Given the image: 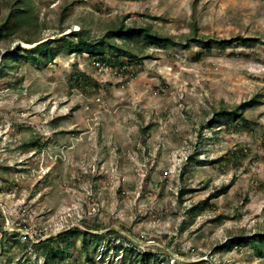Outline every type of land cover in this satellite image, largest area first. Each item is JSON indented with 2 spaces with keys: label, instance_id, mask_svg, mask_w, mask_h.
Instances as JSON below:
<instances>
[{
  "label": "rangeland",
  "instance_id": "obj_1",
  "mask_svg": "<svg viewBox=\"0 0 264 264\" xmlns=\"http://www.w3.org/2000/svg\"><path fill=\"white\" fill-rule=\"evenodd\" d=\"M31 4L37 19L22 33L58 38V50L2 74L4 53L34 44L22 35L0 43V264L44 263L34 242L73 226L104 234L105 259L93 264H122L115 244L127 241L110 242L111 231L164 264H264V247L247 240L264 234V0ZM121 18L175 41L121 54L123 41L106 37ZM83 28L102 52L62 47ZM220 38L231 41L205 43ZM116 57L127 66L112 65ZM253 98L238 108L248 126L213 122ZM80 244L67 264H87Z\"/></svg>",
  "mask_w": 264,
  "mask_h": 264
},
{
  "label": "trees",
  "instance_id": "obj_2",
  "mask_svg": "<svg viewBox=\"0 0 264 264\" xmlns=\"http://www.w3.org/2000/svg\"><path fill=\"white\" fill-rule=\"evenodd\" d=\"M6 4L4 6L5 10L8 9L9 12L7 15L2 16V2H0V43H6V41L10 40L15 35H22L25 37L27 41H34L40 39L38 38L40 34H38L37 30L34 31L33 34L26 36L22 33L23 29L26 28L28 25H33L32 21L37 19L36 14L31 13L32 8V0H5ZM65 13V8H62V15ZM32 29H35L31 27ZM37 33V34H36ZM76 38L72 37H64L62 40V47H69L73 49V51H89L92 54L98 53L99 51L102 52L103 44L98 41H94L90 39V33L87 29L83 28L82 31H75L74 34ZM107 38L110 40V45L115 46L113 39L117 38L122 40V44L118 45L116 48L119 50L121 54H127L129 56L138 57V51H141L145 45L155 44V45H162V44H171L174 43V38L171 36L163 35L159 32L152 30V28L148 24H140V25H127L122 20H118L117 24H114L112 27L109 28L107 34ZM58 38H47L42 40L41 42H27V44H34L32 47H21L18 46L17 48L7 51L4 53L3 59V66H2V74L7 71L11 70L14 71L17 69L18 65L20 64L21 60L28 59L32 56L35 52L38 54V58L45 59L47 61L52 60L56 53H57V46L53 43ZM75 39V40H74ZM231 40L220 38V39H210L205 40V43L208 44V48L211 47V44L218 45V46H226L230 43ZM126 42H132L133 48H127ZM142 46L139 47L137 44H141ZM129 45V44H128ZM131 49H133L131 51ZM112 65H117L120 69L127 66V63L122 60L120 57L114 58L112 61ZM256 99L253 98L251 100H246L243 103L239 104L235 110L228 111V112H219L218 116H215L213 122L221 124L223 119H230L231 117L235 120H239V124H244L248 126L250 124L248 118L244 115L243 111H238L239 109H245L246 105L251 103V101H255ZM257 101V100H256ZM230 121V120H229ZM213 122L210 124L213 126ZM238 123V121H237ZM32 145V142H29L26 145ZM35 144V142H33ZM216 194H213L215 196ZM202 209L201 204H195L190 207L187 212L190 214V221H193L195 216L200 212ZM96 227H101L100 223L94 224ZM109 234L113 236H109V241L111 242L112 238L120 237L122 239H126L127 244H115L118 252L121 253L122 257V264H164L168 262L166 256H161V254L157 251H153L150 249L141 250L139 244L134 240L126 237L125 235L119 234L116 231H111ZM104 234L93 232L91 230L82 229L79 226H73L68 229L62 230L56 234L47 236L45 238H40L38 241L34 242L35 245V252L39 257H44V263L40 264H67V250H70L71 246L77 244V239H80L81 248L84 253L85 261L87 264H93V259L95 256H99V259L102 261L105 259L104 252L100 253V246L101 242L104 239ZM248 242L257 246L259 253L263 251L264 247V234H258L255 236H251L247 239ZM242 236L237 238L235 241L234 238H230L228 242H226L223 246L227 247L232 246L235 243L244 244L247 242ZM19 245H21L20 240H16ZM220 247V246H219ZM29 258V257H28ZM179 264V263H173ZM183 264H198L197 262H188Z\"/></svg>",
  "mask_w": 264,
  "mask_h": 264
},
{
  "label": "bare ground",
  "instance_id": "obj_3",
  "mask_svg": "<svg viewBox=\"0 0 264 264\" xmlns=\"http://www.w3.org/2000/svg\"><path fill=\"white\" fill-rule=\"evenodd\" d=\"M26 45H32V44H27V43H25Z\"/></svg>",
  "mask_w": 264,
  "mask_h": 264
}]
</instances>
